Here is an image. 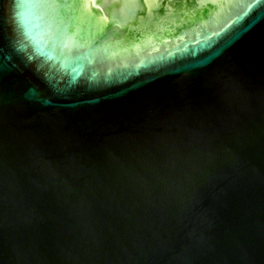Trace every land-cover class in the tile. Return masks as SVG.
<instances>
[{
    "label": "water",
    "instance_id": "obj_1",
    "mask_svg": "<svg viewBox=\"0 0 264 264\" xmlns=\"http://www.w3.org/2000/svg\"><path fill=\"white\" fill-rule=\"evenodd\" d=\"M0 264H264V0H0Z\"/></svg>",
    "mask_w": 264,
    "mask_h": 264
}]
</instances>
